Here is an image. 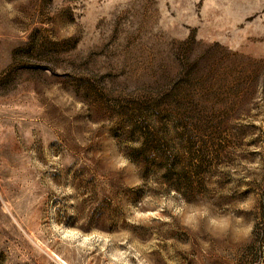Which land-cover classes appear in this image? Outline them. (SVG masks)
Segmentation results:
<instances>
[{
  "label": "rangeland",
  "instance_id": "rangeland-1",
  "mask_svg": "<svg viewBox=\"0 0 264 264\" xmlns=\"http://www.w3.org/2000/svg\"><path fill=\"white\" fill-rule=\"evenodd\" d=\"M0 264H264V0H0Z\"/></svg>",
  "mask_w": 264,
  "mask_h": 264
},
{
  "label": "clouds",
  "instance_id": "clouds-1",
  "mask_svg": "<svg viewBox=\"0 0 264 264\" xmlns=\"http://www.w3.org/2000/svg\"><path fill=\"white\" fill-rule=\"evenodd\" d=\"M202 215H204L206 219L208 218L207 213H202ZM238 223L240 222L238 221ZM210 224L215 228L223 230H230L232 228L231 220L227 217L221 219H211ZM249 230L250 226L247 225H242L241 227L235 229V231L241 235L246 234Z\"/></svg>",
  "mask_w": 264,
  "mask_h": 264
}]
</instances>
